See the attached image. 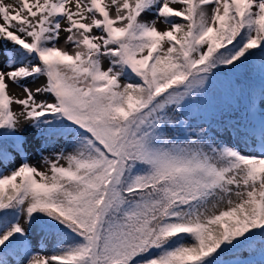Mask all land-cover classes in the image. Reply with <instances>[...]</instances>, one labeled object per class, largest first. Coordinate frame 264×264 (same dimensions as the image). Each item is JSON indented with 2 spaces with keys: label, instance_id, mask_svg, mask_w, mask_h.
I'll return each instance as SVG.
<instances>
[{
  "label": "snow or ice",
  "instance_id": "snow-or-ice-1",
  "mask_svg": "<svg viewBox=\"0 0 264 264\" xmlns=\"http://www.w3.org/2000/svg\"><path fill=\"white\" fill-rule=\"evenodd\" d=\"M0 264H264V0H0Z\"/></svg>",
  "mask_w": 264,
  "mask_h": 264
},
{
  "label": "rangeland",
  "instance_id": "rangeland-1",
  "mask_svg": "<svg viewBox=\"0 0 264 264\" xmlns=\"http://www.w3.org/2000/svg\"><path fill=\"white\" fill-rule=\"evenodd\" d=\"M150 19L151 17H147ZM160 28H164L163 24L158 25ZM61 44H63V37L61 38L60 41ZM105 67H107V62H105ZM44 79L41 78L40 80H37L35 83H29V87L35 89L36 87H39L44 83ZM10 93L14 96H19L20 98L24 97L23 90L21 88L16 87L15 85H10ZM39 98V97H38ZM13 109L16 112L21 111L20 106L13 105ZM27 124H22V131L23 129L27 128ZM26 135H29V140L31 141V130H29L28 133H25ZM39 141H36L28 148L29 152V162L32 164H35L37 167H40L41 170H44L43 167L41 166V156L37 154L36 152V147H38ZM45 156L49 155V152L44 153ZM17 163H19V157H17Z\"/></svg>",
  "mask_w": 264,
  "mask_h": 264
}]
</instances>
